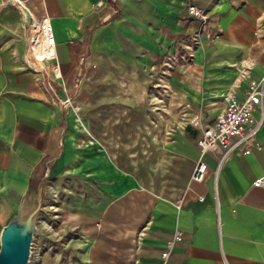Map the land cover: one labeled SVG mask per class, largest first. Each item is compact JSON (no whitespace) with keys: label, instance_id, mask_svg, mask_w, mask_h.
<instances>
[{"label":"crops","instance_id":"0c3cea01","mask_svg":"<svg viewBox=\"0 0 264 264\" xmlns=\"http://www.w3.org/2000/svg\"><path fill=\"white\" fill-rule=\"evenodd\" d=\"M20 1L49 17L55 43L53 57L39 58L23 9L0 0V228L31 170L54 163L50 172L84 185L63 207L79 234L62 263L56 252L38 264H160L175 229L166 264H264V188L251 186L264 172V119L249 153L216 173L217 153L200 155L195 144L222 94L241 97L260 76L264 0ZM186 3L211 13L216 34L200 32L190 59L157 89L150 82L164 55L198 29ZM187 106L199 110L198 127L180 120H194ZM198 159L205 173L196 182Z\"/></svg>","mask_w":264,"mask_h":264},{"label":"built area","instance_id":"2783aa9c","mask_svg":"<svg viewBox=\"0 0 264 264\" xmlns=\"http://www.w3.org/2000/svg\"><path fill=\"white\" fill-rule=\"evenodd\" d=\"M21 7L26 17V41L31 49L39 46V58L53 57L54 36L52 26L47 15L34 16L22 4L20 0H11ZM184 13L195 18L198 29L191 33L180 35L173 44L171 51L166 53L160 63L158 73L151 80L152 87H164V77L175 64L185 62L192 56L191 50L199 43V34L204 32L208 37L216 34L213 27V17L208 10L192 3L184 5ZM261 73L257 79H249L241 97H237L232 91L222 94L223 109L218 112L212 122L199 127L195 137V144L202 155L205 152H216V170L234 154H248L250 148L256 144V133L260 129L264 119V60L261 61ZM60 102L63 106L69 105V97L66 96ZM188 107V106H187ZM195 115L194 120L181 114V121L194 127L199 125V110L188 107ZM82 129V127H81ZM204 167L198 159L191 171L192 181H201L204 176ZM251 186L264 188V172L251 181ZM97 225V224H96ZM181 232L175 229L172 235L165 240L163 248L159 252L160 264H166L167 257L174 243L180 238ZM222 264H228L224 257Z\"/></svg>","mask_w":264,"mask_h":264},{"label":"rangeland","instance_id":"374dc122","mask_svg":"<svg viewBox=\"0 0 264 264\" xmlns=\"http://www.w3.org/2000/svg\"><path fill=\"white\" fill-rule=\"evenodd\" d=\"M145 92L152 93L150 85L146 86ZM69 106L74 109L76 124L81 127L83 120L79 116V107L75 103ZM45 166H49L50 169L55 168L54 163L51 165L46 163ZM66 179L67 175L64 172H50L44 178V195L35 222L36 231L33 232L31 238L27 264H38L41 255L56 252H59L62 263L69 252V248L65 246V243L79 234L77 226L71 225L72 216L64 214L63 207L68 205V193L72 191L70 193L73 194L75 190H79L84 185H77L75 189V183L69 184L65 181ZM7 216H5V219ZM4 220L2 221L4 222Z\"/></svg>","mask_w":264,"mask_h":264},{"label":"water","instance_id":"95a60500","mask_svg":"<svg viewBox=\"0 0 264 264\" xmlns=\"http://www.w3.org/2000/svg\"><path fill=\"white\" fill-rule=\"evenodd\" d=\"M50 173L35 167L16 207L0 228V264H27L35 222L44 195V178Z\"/></svg>","mask_w":264,"mask_h":264},{"label":"bare ground","instance_id":"6f19581e","mask_svg":"<svg viewBox=\"0 0 264 264\" xmlns=\"http://www.w3.org/2000/svg\"><path fill=\"white\" fill-rule=\"evenodd\" d=\"M34 47H35L36 49H39V50L41 49L39 46H34ZM36 49H35V50H36Z\"/></svg>","mask_w":264,"mask_h":264}]
</instances>
